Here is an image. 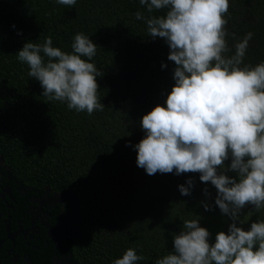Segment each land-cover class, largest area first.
<instances>
[{"label": "trees", "instance_id": "trees-1", "mask_svg": "<svg viewBox=\"0 0 264 264\" xmlns=\"http://www.w3.org/2000/svg\"><path fill=\"white\" fill-rule=\"evenodd\" d=\"M229 4L223 56H234L236 44L253 33L240 67H254L264 62V0ZM167 11L149 13L140 0H77L74 6L0 0V168L26 184L63 193L65 210L82 232L77 264H113L129 248L145 258L138 264H156L174 251L184 221L199 220L210 244L233 223L215 204L217 189L201 182L199 173L148 175L137 165L135 146L146 136L142 118L157 105L166 107L175 85L170 48L150 37L146 23ZM137 12L145 19L137 20ZM77 33L97 45L88 62L103 73L97 96L105 107L91 115L43 97L40 82L17 58L26 43L42 45L49 36L53 47L72 53ZM230 164L231 157L218 171L238 181L237 173L227 171ZM190 179V195H181L179 186ZM259 220L264 208L247 205L236 223L247 231Z\"/></svg>", "mask_w": 264, "mask_h": 264}, {"label": "clouds", "instance_id": "clouds-1", "mask_svg": "<svg viewBox=\"0 0 264 264\" xmlns=\"http://www.w3.org/2000/svg\"><path fill=\"white\" fill-rule=\"evenodd\" d=\"M56 2L74 6L77 0ZM140 4L149 13L168 9L165 16L146 23L150 37L164 39L170 48L175 85L166 107L157 105L142 118L146 136L135 146L137 165L148 175L199 173L201 182L217 189L215 204L233 221L228 233L216 235L214 244L199 220L184 221V230L174 235V251L156 264H264V220L251 223L247 231L236 223L247 205L256 211L264 208V62L240 67L253 33L226 59L229 0H140ZM135 15L145 19L141 12ZM52 45L49 36L42 45L26 43L17 54L28 65V75L40 82L43 97L66 102L78 113L103 111L97 96V77L103 73L88 62L97 45L83 33L75 35L72 53ZM230 157L227 171L237 173L238 181L218 171ZM192 187L190 179L179 191L188 196ZM204 208L210 210L207 204ZM144 259L129 248L113 264H138Z\"/></svg>", "mask_w": 264, "mask_h": 264}, {"label": "flooded vegetation", "instance_id": "flooded-vegetation-1", "mask_svg": "<svg viewBox=\"0 0 264 264\" xmlns=\"http://www.w3.org/2000/svg\"><path fill=\"white\" fill-rule=\"evenodd\" d=\"M60 193L0 168V264H77L74 250L82 232Z\"/></svg>", "mask_w": 264, "mask_h": 264}, {"label": "water", "instance_id": "water-1", "mask_svg": "<svg viewBox=\"0 0 264 264\" xmlns=\"http://www.w3.org/2000/svg\"><path fill=\"white\" fill-rule=\"evenodd\" d=\"M0 160L2 161L3 160V157H0ZM59 197L61 198V201L64 200V196H63L62 193L59 194ZM78 230H80V229L78 228Z\"/></svg>", "mask_w": 264, "mask_h": 264}]
</instances>
